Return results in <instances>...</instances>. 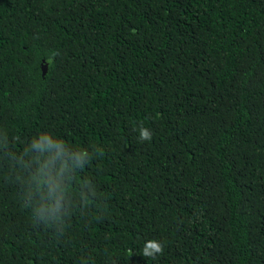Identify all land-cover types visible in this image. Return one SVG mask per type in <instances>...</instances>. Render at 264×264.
<instances>
[{"label": "trees", "instance_id": "1", "mask_svg": "<svg viewBox=\"0 0 264 264\" xmlns=\"http://www.w3.org/2000/svg\"><path fill=\"white\" fill-rule=\"evenodd\" d=\"M42 132L90 162L61 232L0 148V264H264V0H0V145Z\"/></svg>", "mask_w": 264, "mask_h": 264}, {"label": "clouds", "instance_id": "2", "mask_svg": "<svg viewBox=\"0 0 264 264\" xmlns=\"http://www.w3.org/2000/svg\"><path fill=\"white\" fill-rule=\"evenodd\" d=\"M139 138L142 141L151 140L152 133L142 127ZM0 148L6 153V160L15 162L13 166L18 165L21 170L28 171L24 181V198L32 206L37 222L56 224L57 230L62 232L63 217L68 215L74 203V194L69 187L76 170L83 169L90 162L89 153L86 150H73L47 132L34 137L18 157L10 153L7 143L0 145ZM75 195H78L80 203L85 204L96 192L94 186L85 181ZM163 250L160 242L151 240L143 248V256L155 259Z\"/></svg>", "mask_w": 264, "mask_h": 264}, {"label": "water", "instance_id": "3", "mask_svg": "<svg viewBox=\"0 0 264 264\" xmlns=\"http://www.w3.org/2000/svg\"><path fill=\"white\" fill-rule=\"evenodd\" d=\"M45 68H46L45 64H42V65H41L42 74L44 73Z\"/></svg>", "mask_w": 264, "mask_h": 264}]
</instances>
